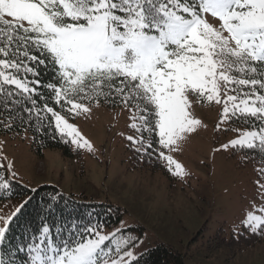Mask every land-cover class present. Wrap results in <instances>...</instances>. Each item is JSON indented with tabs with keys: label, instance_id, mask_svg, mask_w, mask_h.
<instances>
[{
	"label": "snow or ice",
	"instance_id": "1",
	"mask_svg": "<svg viewBox=\"0 0 264 264\" xmlns=\"http://www.w3.org/2000/svg\"><path fill=\"white\" fill-rule=\"evenodd\" d=\"M40 66L55 73L43 87L62 110L80 115L90 111L85 100L119 97L138 121L131 126L149 132L134 143L153 149L155 132L153 150L173 175L186 173L165 150H179L201 125L193 98L222 104L221 122L236 118L256 129L240 131L232 147L264 153V0H0V93L12 96L5 86H15L35 106ZM45 109L62 137L92 150L63 115ZM23 207L0 217V245ZM242 225L264 234V215L249 212ZM98 227L64 237L42 226L27 245L26 264H128V241L109 248L105 242L115 234L102 235Z\"/></svg>",
	"mask_w": 264,
	"mask_h": 264
},
{
	"label": "rangeland",
	"instance_id": "2",
	"mask_svg": "<svg viewBox=\"0 0 264 264\" xmlns=\"http://www.w3.org/2000/svg\"><path fill=\"white\" fill-rule=\"evenodd\" d=\"M85 105L90 108L87 113L60 114L89 141L91 151L72 143L71 157L59 149L40 157L27 137L0 135V164L7 170L12 165L9 179L32 191L53 185L66 194L120 209L122 219L99 232L115 234L114 240L105 242L112 249L116 241H128L123 245L124 251L133 253V258H126L128 263L162 243L184 254L188 264H264V246L235 258L223 253L209 257L206 250L219 230L246 234L242 225L246 215H264L260 211L264 182L254 167L242 168L233 155L231 141L239 133L229 129L228 120L221 122L222 104L193 98L201 125L187 134L179 150H165L183 166V177L153 172L145 164V157L138 154L144 152L137 151L140 144L134 143L145 137L131 126L138 123L131 108ZM27 199L0 202V217L12 216ZM112 255L118 258L115 252Z\"/></svg>",
	"mask_w": 264,
	"mask_h": 264
},
{
	"label": "trees",
	"instance_id": "3",
	"mask_svg": "<svg viewBox=\"0 0 264 264\" xmlns=\"http://www.w3.org/2000/svg\"><path fill=\"white\" fill-rule=\"evenodd\" d=\"M20 75L23 76V71ZM54 75L50 66L39 67V76L35 79L41 82L40 86H37L40 95L33 96L36 100L35 106L26 94L17 95L18 90L15 86H5L13 94L7 96L6 92L0 93V135L23 139L27 137L32 151L40 157H43V153L47 150L58 149L63 155L71 157L73 148L70 139L67 136H61L55 128L54 119L45 109L47 105L63 115L72 114L67 111V107L62 110L60 105L55 104L51 89L43 87V85L55 82ZM27 79H33V77L29 75ZM82 103L87 105L100 103L112 108L124 105L119 97L113 99L104 96H100L98 100H85ZM228 123L231 124L229 129L237 133L255 129L251 128L250 124H245L236 118L228 120ZM143 134L145 140L149 138L148 131H143ZM151 139L153 149L159 148L156 143L159 137L155 132L151 133ZM140 149L144 153L138 152V154L145 157V164L149 165L153 172L162 171L171 175L166 162L157 159V152L153 149L141 148V145ZM233 155H237L239 162H242V168L254 167L264 182V153L259 149L235 147ZM9 176L8 170L0 167V183L6 182L8 185L6 188L0 187V202L23 199V197H28V199L23 203V209L12 218L5 242L0 245V258L4 259L5 264H26L27 245L40 235L41 227L44 225L52 228L53 236L62 234L64 237H69L70 233L78 234V230L83 231L85 227L99 226L98 231L108 229L122 219L121 210L111 203L89 202L86 197L66 194L56 186L48 184L32 191L23 183L10 180ZM243 230L246 234L235 231L227 234L224 229L219 230L207 243L208 256L223 253L227 257L235 258V256L264 246V234L253 233L245 227ZM186 258L180 251L160 243L149 248L147 252L128 264H188Z\"/></svg>",
	"mask_w": 264,
	"mask_h": 264
}]
</instances>
